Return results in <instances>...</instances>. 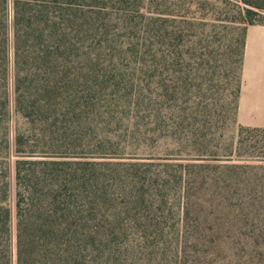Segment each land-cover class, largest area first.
<instances>
[{
    "label": "trees",
    "instance_id": "obj_1",
    "mask_svg": "<svg viewBox=\"0 0 264 264\" xmlns=\"http://www.w3.org/2000/svg\"><path fill=\"white\" fill-rule=\"evenodd\" d=\"M170 1L13 0L10 21L0 0V264L204 262L168 235L202 226L183 218L200 181L228 192L203 161L233 154L264 0Z\"/></svg>",
    "mask_w": 264,
    "mask_h": 264
},
{
    "label": "rangeland",
    "instance_id": "obj_2",
    "mask_svg": "<svg viewBox=\"0 0 264 264\" xmlns=\"http://www.w3.org/2000/svg\"><path fill=\"white\" fill-rule=\"evenodd\" d=\"M174 1L171 0L170 3ZM194 1V6L198 2ZM205 5L216 9V0H204ZM217 3V4H216ZM14 15L13 0H9V17ZM235 28V27H234ZM242 27L234 29V38H240ZM238 31V32H237ZM226 38H229L227 36ZM10 92L14 102V41L10 31ZM239 121L231 125L221 141L231 143L233 154L230 159L205 160L203 164L213 167L204 168L203 173L209 181L219 183L221 190L228 192L214 196L208 192L209 183H201L206 190L198 193L191 203L192 210L184 213L185 225L201 224L200 228L182 227L168 235L174 245L181 239L182 246L188 249L189 256L197 255L204 262L197 264H264V128L241 127ZM32 123L22 114H13L11 119L12 135L19 128L29 131ZM220 141V142H221ZM13 158H17L16 155ZM15 182V178L13 177ZM15 193V186L13 194ZM192 194V193H191ZM231 198L228 202L225 198ZM12 228L16 233L15 195L12 201ZM194 207V208H193ZM198 248V249H197ZM194 259L195 258H191ZM189 264H193L189 262Z\"/></svg>",
    "mask_w": 264,
    "mask_h": 264
},
{
    "label": "crops",
    "instance_id": "obj_3",
    "mask_svg": "<svg viewBox=\"0 0 264 264\" xmlns=\"http://www.w3.org/2000/svg\"><path fill=\"white\" fill-rule=\"evenodd\" d=\"M238 121L246 127L264 128V24L247 28Z\"/></svg>",
    "mask_w": 264,
    "mask_h": 264
}]
</instances>
